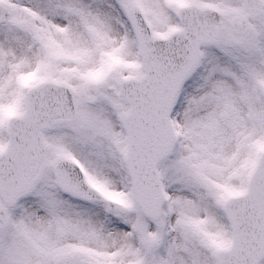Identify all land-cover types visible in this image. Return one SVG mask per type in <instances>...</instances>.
Instances as JSON below:
<instances>
[{
  "label": "snow or ice",
  "instance_id": "6c2138e0",
  "mask_svg": "<svg viewBox=\"0 0 264 264\" xmlns=\"http://www.w3.org/2000/svg\"><path fill=\"white\" fill-rule=\"evenodd\" d=\"M0 264H264V0H0Z\"/></svg>",
  "mask_w": 264,
  "mask_h": 264
}]
</instances>
